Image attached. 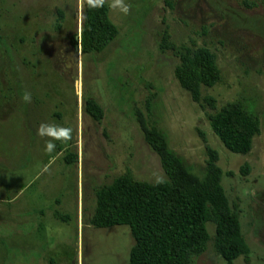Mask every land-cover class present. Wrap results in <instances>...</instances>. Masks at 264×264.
Here are the masks:
<instances>
[{
	"label": "rangeland",
	"instance_id": "1",
	"mask_svg": "<svg viewBox=\"0 0 264 264\" xmlns=\"http://www.w3.org/2000/svg\"><path fill=\"white\" fill-rule=\"evenodd\" d=\"M86 2L0 0V264H127L129 228L98 229L90 220L95 192L115 178L167 179L138 118L157 127L200 180L216 152L250 249L249 262L234 264H264V0H125L127 15L105 0L118 35L83 56L70 38L80 34ZM163 39L215 53L220 80L202 87L198 102L176 81L178 58L161 50ZM87 100L101 108L100 120L85 113ZM229 105L259 121L246 155L228 152L209 127ZM42 123L70 128L71 140L46 152ZM207 229V249L194 264H224L215 227Z\"/></svg>",
	"mask_w": 264,
	"mask_h": 264
},
{
	"label": "trees",
	"instance_id": "2",
	"mask_svg": "<svg viewBox=\"0 0 264 264\" xmlns=\"http://www.w3.org/2000/svg\"><path fill=\"white\" fill-rule=\"evenodd\" d=\"M58 12L57 23L63 16ZM80 34L70 38L81 55L99 54L117 37L118 29L108 16V7L83 5ZM56 30L60 25H56ZM162 51L178 58L174 77L182 90L195 102L202 87L212 88L220 80L215 53L206 48L175 47L164 41ZM85 113L98 121L101 108L87 100ZM143 138L166 176L160 183L137 182L129 174L115 178L95 192L96 206L90 220L95 228L127 226L134 240L127 264H194L207 249L208 224L215 227L213 248L224 264L239 258L249 262L250 249L243 239L239 217L228 203L221 184L222 170L217 154L209 151L205 175L192 176L181 160L168 150L167 141L155 126L138 118ZM210 129L225 149L246 155L259 134V121L240 105L221 107L209 118Z\"/></svg>",
	"mask_w": 264,
	"mask_h": 264
},
{
	"label": "clouds",
	"instance_id": "3",
	"mask_svg": "<svg viewBox=\"0 0 264 264\" xmlns=\"http://www.w3.org/2000/svg\"><path fill=\"white\" fill-rule=\"evenodd\" d=\"M104 2L105 0H89V6L92 8H101ZM111 7L113 9H118L124 15H127L129 12V5L125 3V0H113ZM23 99L25 102H30L31 94L25 93ZM37 135L49 138L45 142V151L52 153L57 147L55 141L69 142L71 140V129L60 127L55 123H42L37 128ZM160 182V180H157V183Z\"/></svg>",
	"mask_w": 264,
	"mask_h": 264
},
{
	"label": "water",
	"instance_id": "4",
	"mask_svg": "<svg viewBox=\"0 0 264 264\" xmlns=\"http://www.w3.org/2000/svg\"><path fill=\"white\" fill-rule=\"evenodd\" d=\"M75 49H76L75 51H78V47L77 46L75 47Z\"/></svg>",
	"mask_w": 264,
	"mask_h": 264
}]
</instances>
